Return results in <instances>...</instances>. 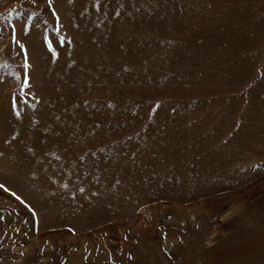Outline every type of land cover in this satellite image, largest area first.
Here are the masks:
<instances>
[{
  "label": "rangeland",
  "instance_id": "374dc122",
  "mask_svg": "<svg viewBox=\"0 0 264 264\" xmlns=\"http://www.w3.org/2000/svg\"><path fill=\"white\" fill-rule=\"evenodd\" d=\"M0 264H264V0H0Z\"/></svg>",
  "mask_w": 264,
  "mask_h": 264
}]
</instances>
